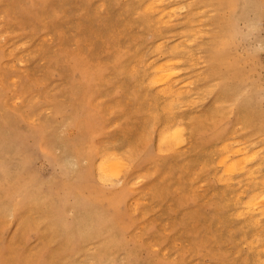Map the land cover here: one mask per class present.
Masks as SVG:
<instances>
[{
  "label": "rangeland",
  "instance_id": "374dc122",
  "mask_svg": "<svg viewBox=\"0 0 264 264\" xmlns=\"http://www.w3.org/2000/svg\"><path fill=\"white\" fill-rule=\"evenodd\" d=\"M151 2L0 0V264H264V0Z\"/></svg>",
  "mask_w": 264,
  "mask_h": 264
},
{
  "label": "bare ground",
  "instance_id": "6f19581e",
  "mask_svg": "<svg viewBox=\"0 0 264 264\" xmlns=\"http://www.w3.org/2000/svg\"><path fill=\"white\" fill-rule=\"evenodd\" d=\"M150 2L152 1V0H149ZM159 1H161V0H159ZM154 2H155V0H154ZM154 2H151V4L153 3L154 4ZM148 3V2H147ZM145 4V5H147L148 7L151 5L150 3H149V5L148 4ZM152 4V5H153ZM158 4H159V2H158ZM157 4V5H158ZM162 4V3H161ZM161 4H159L160 5V7L162 6ZM155 5H156V2H155ZM154 5V6H155ZM158 5V6H159ZM164 5H165V3H164ZM144 6V5H143ZM147 6H145V9L146 8H148ZM157 7V6H156ZM165 7V6H164ZM154 8V7H153ZM161 8H163V7H161ZM174 8V7H173ZM176 8V7H175ZM149 10H150V8H148ZM158 9V7L157 8H155V10H157ZM160 9V8H159ZM171 9V8H170ZM142 10H143V8H142ZM141 10V11H142ZM163 11L162 12H165L166 10H164V9H162ZM151 11H153L152 10V7H151ZM160 11V10H159ZM169 11V13H170V15H171V12H170V10H168ZM177 11V10H176ZM148 12V11H147ZM161 12V11H160ZM161 14V13H160ZM173 15V14H172ZM160 17V16H159ZM169 17V16H168ZM170 18V17H169ZM157 19V18H156ZM171 19V18H170ZM165 20V19H164ZM152 21H154V20H152ZM156 22V21H155ZM157 23V22H156ZM161 25V24H160ZM163 25V24H162ZM190 32H193V31H191L190 30ZM180 33V32H179ZM167 34V33H166ZM186 34V33H185ZM193 34V33H192ZM176 35H177V33H176ZM183 39V38H182ZM180 41H182V40H180ZM184 42V41H183ZM179 43V42H178ZM173 44V43H172ZM176 44V42L174 43V45ZM187 45V44H186ZM176 47H178V46H176ZM157 48V47H156ZM169 48H170V46H169ZM177 50V49H176ZM181 50V49H180ZM155 52H157V51H155ZM170 52V51H169ZM168 52V53H169ZM161 54V53H160ZM193 54V53H192ZM195 54V53H194ZM21 57V56H20ZM172 58V57H171ZM174 58V57H173ZM189 58H190V56H189ZM170 58H168V59H166L167 61H169L170 63H171V61L169 60ZM175 59V58H174ZM174 59H171V60H174ZM180 59V58H179ZM182 59V58H181ZM176 60H177V58H176ZM181 61V60H180ZM195 61V60H194ZM194 61L192 62V63H194ZM159 63H161V62H159ZM170 63H168L167 62V64H166V62L165 63H163V65L165 64L166 66H164V68L163 67H161V65L160 66H158V68L156 69V73H158L159 75L157 76L156 75V79L155 78H152V76H150V79L149 80H157V81H159V82H168L170 79L172 80V76H173V73H176L175 71H173L172 69H169V67L170 66H173V62H172V65L170 64ZM189 63H191V61L189 62ZM191 63V64H192ZM148 64V63H147ZM156 64V63H155ZM190 64V65H191ZM153 65H154V62H153ZM175 65H178V64H176V63H174V66ZM181 66V65H180ZM144 67H145V65H144ZM151 67H153V66H151ZM150 67V68H151ZM160 67V68H159ZM156 68V67H155ZM154 68V69H155ZM130 69V68H129ZM136 69V68H135ZM170 70H172V71H170ZM172 72V73H171ZM152 75V74H151ZM154 75V74H153ZM178 75V74H177ZM172 77V78H171ZM178 77V76H177ZM147 78V77H146ZM152 78V79H151ZM175 78V77H174ZM173 78V79H174ZM13 80V79H12ZM175 80H178L177 78L175 79ZM14 81V80H13ZM12 81V82H13ZM174 80H172V82H173ZM156 82V81H155ZM158 83V82H157ZM171 83V82H170ZM151 84V83H150ZM154 84V83H153ZM152 84V85H153ZM160 84V83H159ZM156 85V84H155ZM161 85H164V84H161ZM167 85V84H166ZM165 85V86H166ZM184 85V84H183ZM148 86V85H147ZM172 86H173V84H172ZM168 87H170V86H168ZM160 88V87H159ZM161 88H163V87H161ZM167 88V87H166ZM174 88V87H173ZM177 88V87H176ZM179 88V87H178ZM171 89V88H170ZM169 89V90H170ZM182 88L180 87V90H181ZM162 90V89H161ZM162 91H164V89L162 90ZM179 91V90H178ZM177 91V92H178ZM173 93L174 92H171V94L173 95ZM157 95V94H156ZM177 95H178V93H177ZM180 95V94H179ZM160 96V95H159ZM173 96H175V94L173 95ZM162 97V96H161ZM175 98V97H174ZM197 100V99H196ZM200 101V100H199ZM163 102V101H162ZM177 102V101H176ZM191 102H193V100H191ZM165 104V103H164ZM188 104V103H187ZM163 108V107H162ZM168 110V109H167ZM173 110V109H172ZM171 114V113H170ZM169 114V115H170ZM156 115V114H155ZM180 128H182V129H184V127H180ZM175 130V129H174ZM177 131H178V133L176 132V133H174V134H177V137L176 138H179L184 132H182V134L180 135V133H181V129L180 130H178V129H176ZM175 130V131H176ZM160 131V130H159ZM159 131H158V133H159ZM174 131V132H175ZM170 134H172V133H170ZM174 134H172L173 136H174ZM176 136V135H175ZM169 139H171L173 142H176V141H174L175 140V138L174 139H172L171 137H169V136H167V134L166 133H162V134H159V136H158V139H157V145L159 146V145H164V144H166L167 143V141L169 140ZM260 139V138H259ZM181 143H180V142ZM233 141V140H232ZM172 142V143H173ZM177 142H178V144H177ZM177 142L175 143V144H177L178 146H179V143H180V145L182 144V140L180 139V140H178L177 139ZM236 142V141H235ZM174 144V143H173ZM232 144H233V142H232ZM168 145L170 146V140H169V143H168ZM224 145V144H223ZM226 145V144H225ZM237 145V144H236ZM246 145V144H245ZM244 145V146H245ZM248 145V144H247ZM173 146V145H172ZM177 146V147H178ZM220 146V145H219ZM230 146V145H229ZM229 146H227L226 148H225V155L221 158V160H220V163L222 164V165H225L226 166V169H224V170H226V171H228L229 172V170L231 171V170H233L234 169V167H236L237 165H238V168L239 167H241L242 166V168H240V169H238V170H242L243 169V165H245V164H242L241 166H239V164H233V163H235V161L233 160V162H229V158H230V154L231 153H233V150L232 151H229L230 149L228 148ZM238 146V145H237ZM236 146V147H237ZM166 147H168L167 146V144H166ZM174 148L176 147V145L175 146H173ZM172 147V148H173ZM240 147H243V146H240ZM240 147H238L237 149L238 150H236V151H238V153H240V150H239V148ZM252 147V146H251ZM232 148V147H231ZM247 148V147H246ZM168 151H171L170 149H169V147H168V149H167ZM246 150V149H245ZM245 150H242V152L240 153V154H242V153H244L243 151H245ZM257 150V149H256ZM172 151H174V150H172ZM236 151H234V152H236ZM247 151V150H246ZM245 151V152H246ZM255 151V150H254ZM253 151V152H254ZM116 152V151H115ZM203 152V151H202ZM201 152V153H202ZM248 152V151H247ZM237 153V152H236ZM112 154L114 155V153L112 152ZM116 154V153H115ZM234 154V153H233ZM245 155H247V154H245ZM253 155V154H252ZM110 156V155H109ZM115 156V155H114ZM221 156V155H220ZM236 156V155H235ZM244 156V155H243ZM233 157V156H232ZM248 157H250L251 158V155L249 154L248 155ZM254 157H257V156H255L254 155ZM245 158H246V156H245ZM117 159V158H116ZM113 156H112V158L111 157H107V156H104V157H101V158H99L98 159V162H96L95 163V167H97V171H98V173H99V176L98 175H96V176H98L99 177V180L98 181H101L102 183H105V182H108L110 179H111V177H113L114 175H115V172H116V170L117 169H119V174H120V172H121V170L124 168V169H126V166H125V164H124V162H123V164H122V162H118V160H116ZM218 159V158H217ZM237 159V158H236ZM246 159H248V158H246ZM255 159V158H254ZM211 160V159H210ZM239 160H241V158H239ZM242 160H245V159H242ZM232 161V160H231ZM251 161V160H250ZM238 162V161H237ZM241 162H245V163H247V162H249V161H241ZM121 163V164H120ZM204 163H205V161H204ZM97 164V165H96ZM120 164V165H119ZM258 164V163H257ZM122 165V166H121ZM213 165V164H212ZM211 165V166H212ZM220 165V164H219ZM234 165H236V166H234ZM260 165H261V163H260ZM119 167V168H118ZM122 167V168H121ZM214 167V166H213ZM245 167V166H244ZM256 167V166H255ZM260 167V166H259ZM224 168V167H223ZM257 168V167H256ZM211 169H212V167H211ZM245 169H246V167H245ZM244 169V170H245ZM252 169V168H251ZM251 169H249L250 171H251ZM255 169V168H254ZM238 170H237V168H236V172H238ZM257 170H258V168H257ZM97 171H95V172H97ZM225 171V172H226ZM248 170L246 169V171H244V172H247ZM223 172V171H222ZM234 172V171H233ZM255 172V171H254ZM118 173V171L116 172V174ZM221 173V172H220ZM229 173H231V174H233L232 172H229ZM239 173V172H238ZM249 174V173H248ZM222 175V174H221ZM245 175V174H244ZM253 175V174H252ZM119 176V175H118ZM118 176H116V177H118ZM264 176V175H263ZM115 177V178H116ZM97 178V177H96ZM255 178V177H254ZM230 179V178H229ZM264 179V178H263ZM115 180H117V178L115 179ZM236 180H239V179H236ZM243 180V179H242ZM255 180V179H254ZM257 180V179H256ZM134 182H136V181H134ZM257 182V181H256ZM228 183V182H227ZM254 183V182H253ZM255 185H253V186H255V188H256V183H254ZM239 185V184H238ZM245 185V184H244ZM251 185V184H250ZM200 186H201V184H200ZM199 186V187H200ZM224 186V185H223ZM264 186V185H263ZM262 186V187H263ZM196 187V186H195ZM254 188V189H255ZM230 189V188H229ZM231 189H232V187H231ZM241 190H243L242 188H241ZM258 190V189H257ZM194 191H196V190H194ZM223 191V190H222ZM255 191V190H254ZM256 192L257 191H255V194H256ZM263 193H264V191H262ZM223 193V192H222ZM238 193H241V192H238ZM252 193H254V192H252ZM262 193V194H263ZM249 195V194H248ZM239 198V197H238ZM247 198V197H246ZM261 198H263V195L262 196H260V201H262V199ZM249 199V198H248ZM258 199H256L257 201H255V202H257V205H258V202H259V200ZM264 199V198H263ZM229 200H230V198H229ZM250 201V200H249ZM264 201V200H263ZM139 202V201H138ZM254 202V203H255ZM227 203V202H226ZM231 204V203H230ZM256 204V203H255ZM263 204V203H262ZM232 205V204H231ZM236 205H237V203H236ZM253 209H254V207H252ZM244 209H246V208H244ZM249 208H247V210H244V211H249L248 210ZM257 209V208H256ZM240 210V209H239ZM252 210V209H251ZM260 210V209H259ZM262 210H264V209H262ZM256 211H258V209L256 210ZM255 211V212H256ZM141 213V212H140ZM258 213V212H257ZM252 214V213H251ZM244 215V214H243ZM228 216V215H227ZM242 217H244V216H242ZM251 217V216H250ZM261 217H263V216H261ZM245 218V217H244ZM256 218V217H255ZM259 218V217H258ZM258 220V219H257ZM250 221V220H249ZM254 225V224H253ZM249 226V225H248ZM258 226H259V224H258ZM142 227V226H141ZM162 228V227H161ZM261 229V228H260ZM255 231V230H254ZM253 233V232H252ZM254 234V233H253ZM258 234V233H257ZM257 236V235H256ZM251 243V242H250ZM256 243V242H255ZM257 243H259V242H257ZM262 244V243H261ZM256 246V245H255ZM261 248H262V246H261ZM87 249V248H86ZM257 249V248H256ZM255 249V250H256ZM264 250V248L261 250V251H263ZM257 252V251H256ZM257 254V253H256ZM253 258V257H252ZM260 258V257H259ZM259 258H258V261H259ZM247 260V259H246ZM262 260V259H261ZM252 262V261H251ZM262 262V261H261Z\"/></svg>",
  "mask_w": 264,
  "mask_h": 264
},
{
  "label": "clouds",
  "instance_id": "9594fccd",
  "mask_svg": "<svg viewBox=\"0 0 264 264\" xmlns=\"http://www.w3.org/2000/svg\"><path fill=\"white\" fill-rule=\"evenodd\" d=\"M262 51H264V49H262Z\"/></svg>",
  "mask_w": 264,
  "mask_h": 264
}]
</instances>
